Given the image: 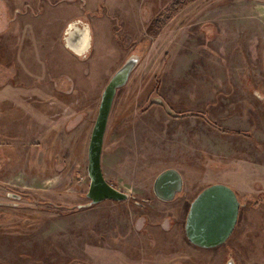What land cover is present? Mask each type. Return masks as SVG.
Returning <instances> with one entry per match:
<instances>
[{
  "label": "rangeland",
  "instance_id": "1",
  "mask_svg": "<svg viewBox=\"0 0 264 264\" xmlns=\"http://www.w3.org/2000/svg\"><path fill=\"white\" fill-rule=\"evenodd\" d=\"M63 1L0 0L4 56L25 48L17 69L0 59V264H264V194L239 182L264 177V0H80L87 12L60 32ZM71 24L89 31L81 54L66 46ZM131 54L101 154L128 198L84 206L101 93ZM45 57L48 93L25 78ZM171 167L183 189L163 201L152 186ZM212 183L233 188L239 217L225 243L200 248L184 220Z\"/></svg>",
  "mask_w": 264,
  "mask_h": 264
},
{
  "label": "water",
  "instance_id": "2",
  "mask_svg": "<svg viewBox=\"0 0 264 264\" xmlns=\"http://www.w3.org/2000/svg\"><path fill=\"white\" fill-rule=\"evenodd\" d=\"M89 45L86 27L71 24L67 30L66 46L81 54ZM139 63V55L131 54L112 74L100 97L97 114L87 146L88 188L84 206L103 200H125L128 194L109 183L104 177L101 154L108 117L116 91L124 86ZM155 196L163 201L173 200L183 189V178L175 168L159 172L153 182ZM240 201L236 192L224 183H212L202 188L190 201L184 220V234L189 243L200 248H213L226 242L239 216ZM231 264V262L229 263Z\"/></svg>",
  "mask_w": 264,
  "mask_h": 264
},
{
  "label": "crops",
  "instance_id": "3",
  "mask_svg": "<svg viewBox=\"0 0 264 264\" xmlns=\"http://www.w3.org/2000/svg\"><path fill=\"white\" fill-rule=\"evenodd\" d=\"M57 6L59 7V11H58V14L56 16H52V17H54L53 19L55 20V21L54 20H52V21H54L53 22V26H56V23H61L60 27H58V30L60 32L62 31L63 27L66 25V23L68 21H70L75 16H82V14L86 13L87 9H88V7H86V6H88V3L86 4L85 1H84V3H82V1H80V0H70V1L67 0L66 2L63 1ZM73 9H74V11L72 12ZM40 18L41 17H38L37 19H40ZM62 18H64V21L62 20ZM39 22L41 24L42 20L39 21ZM39 26L40 25L38 23V24H35L33 27H39ZM47 26L48 25H46V27L44 26L43 29H42V34L43 35L45 34ZM24 49L25 48L17 47V49H15V52H16L17 55H15V57H7V55L4 56V54H7V50H5L4 46L1 45L0 46V54H1L0 59L2 61V59L4 58V61H5L6 65H8V64L12 65L13 68L16 67V69H17V68H19L20 64L22 63V61H21V53H24ZM44 50L46 52L48 49H44ZM12 52H14V51H12ZM46 57H45V60H44L45 64L43 63L44 71H42V70L40 71L39 70L38 73H36V72L26 73L25 74V78L26 77L27 78L31 77L32 81H34V79H35L36 83H41L42 85H44V87H46V89L43 88V90H46L47 93H48V91H50V89H52V87L54 88V84L55 83H54V81L52 79L53 75L51 73L48 74V72L46 71L45 65L48 64V61H47ZM39 88L40 87H37L38 92L41 91V89H39ZM16 93H19V92H16ZM243 166H244V164H243ZM242 171L244 172V168L242 169ZM247 174L248 173L246 172L245 176L242 177L241 180L239 181L240 182V186H242V189L246 188L245 190L247 192L252 193V194L255 193V192L256 193H260L261 192V193L264 194V177L263 178H256V177L253 178L251 176L252 174H250V176H247ZM240 186H238V187L240 188ZM238 187H235V185H234V188H238Z\"/></svg>",
  "mask_w": 264,
  "mask_h": 264
},
{
  "label": "flooded vegetation",
  "instance_id": "4",
  "mask_svg": "<svg viewBox=\"0 0 264 264\" xmlns=\"http://www.w3.org/2000/svg\"><path fill=\"white\" fill-rule=\"evenodd\" d=\"M238 197V196H237ZM239 199V198H238ZM241 205V204H240ZM239 210H240V206H239ZM239 217V216H238ZM238 221V220H237ZM236 226V225H235ZM232 234V233H231ZM231 262V264H233V262L231 261V260H229L228 262H227V264H229Z\"/></svg>",
  "mask_w": 264,
  "mask_h": 264
}]
</instances>
